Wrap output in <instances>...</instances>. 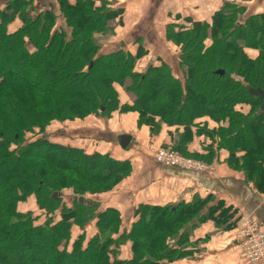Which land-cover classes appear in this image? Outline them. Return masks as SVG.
<instances>
[{"label":"trees","instance_id":"obj_1","mask_svg":"<svg viewBox=\"0 0 264 264\" xmlns=\"http://www.w3.org/2000/svg\"><path fill=\"white\" fill-rule=\"evenodd\" d=\"M32 2L9 0L0 9V264H179L192 230L208 219L228 225L231 204L209 205L211 195L139 203L123 228L117 208H101L86 195L112 191L130 175L131 162L52 140L45 129L55 121L134 112L137 128L152 136L163 125L175 127L170 143L157 147L209 165L223 151L227 166L264 192L263 100L247 89H264V13L244 17V6L225 2L209 21L168 24L166 38L179 47L177 68L159 58L139 69L147 54L142 45L135 53L120 44L103 52L95 40L113 30L116 18L121 24V7L113 9L109 0H57L64 23L56 27V11L34 15ZM15 19L21 24L9 31ZM118 88L131 103L120 104ZM196 137H202L200 150H190ZM64 191L74 195L73 206L62 207L56 219ZM28 201L48 213L42 223L33 208H23ZM92 220L90 236L72 238L73 226L85 230Z\"/></svg>","mask_w":264,"mask_h":264},{"label":"crops","instance_id":"obj_2","mask_svg":"<svg viewBox=\"0 0 264 264\" xmlns=\"http://www.w3.org/2000/svg\"><path fill=\"white\" fill-rule=\"evenodd\" d=\"M7 1L9 0H0V9ZM32 1L34 15L40 10L49 9H41L43 0ZM45 2L56 10V27L63 25L57 0ZM69 2L74 3V0ZM225 2L244 6V17L264 13V0H114L115 6L123 9L122 22L115 28L114 35L107 38V47L100 51H112L122 42L124 49L135 53L138 46L142 45L147 54L139 59L137 68L144 69L148 65L157 64L159 58L177 68L179 47L167 40V25H186L188 18L209 21ZM20 24V20L15 19L8 25V30L13 31ZM180 73L179 71L178 75L181 77ZM118 91L120 104L131 103L132 96L129 93L121 88ZM136 118L134 112H113L109 118L90 117L87 121H73L71 126L64 128L65 131H69V128L78 130L68 134L70 137L63 136V139L56 141L89 151L109 153L131 162L132 171L128 177L112 191L96 195L102 203L101 208H117L127 224L133 220L132 212L139 203L165 205L188 202L196 195L202 198L211 195L214 200L209 205L218 200L226 205L231 204L235 215L229 224L235 220L234 225L220 226L210 219L197 225L192 230L186 247L189 251L187 257L180 260L179 264H243L235 237L242 218L247 215L264 225V192H258L252 183L246 182L242 171L229 168L224 162L226 153L223 151L219 153L218 161L208 164L212 167L210 172L156 163L149 148L169 144L168 131H174L175 127L163 125L161 132L152 136L147 127L137 128ZM120 134L131 135V140L124 149L118 143ZM201 141L202 137H196L190 150H200ZM257 264H264V259Z\"/></svg>","mask_w":264,"mask_h":264},{"label":"built area","instance_id":"obj_3","mask_svg":"<svg viewBox=\"0 0 264 264\" xmlns=\"http://www.w3.org/2000/svg\"><path fill=\"white\" fill-rule=\"evenodd\" d=\"M154 161L164 166H177L195 171L210 172L208 164L182 155L173 149L150 147ZM235 240L239 246V258L243 264H257L264 259V225L250 216L242 218Z\"/></svg>","mask_w":264,"mask_h":264},{"label":"rangeland","instance_id":"obj_4","mask_svg":"<svg viewBox=\"0 0 264 264\" xmlns=\"http://www.w3.org/2000/svg\"><path fill=\"white\" fill-rule=\"evenodd\" d=\"M112 2H111V4H112V8L113 9H117V6H115V4H114V0H111ZM114 4V5H113ZM41 9H45V8H49V9H54L53 7H49V5L45 2V0H43V2H42V5H41ZM55 10V9H54ZM56 11V10H55ZM119 19L118 18H116V20L114 21V24H111L110 25V28H111V26H112V28H113V30L111 31V32H109V33H105V34H100V33H97V34H95V40L97 41V43L99 44V46L101 47V49H105V47H107V43H105L106 42V40H107V38L109 37V36H112V35H114V30H115V28L118 26V25H120L119 23H117V21H118ZM114 44H116V42L114 43ZM15 71H13V73L14 74H16V76H18L19 74H20V76L21 75H23L22 73H21V71H19L18 69H14ZM23 71V70H22ZM18 74V75H17ZM13 75V74H12ZM12 75H11V77H12ZM15 77V76H14ZM71 124H72V122H57V121H55V122H51L47 127H46V131H45V135H46V137H49L50 139H52V140H61V139H63V136H68V137H70V135H68V134H70L71 132H73L74 130H78V128H69L68 130L69 131H65V127L66 126H71ZM87 131V130H86ZM121 135V134H120ZM119 137V136H118ZM25 138H27V139H33V137L32 136H30V135H25ZM118 143H119V138H118ZM13 146H15V145H13ZM160 146V145H159ZM161 146H163V145H161ZM156 148H159V147H156ZM151 155V154H150ZM152 156V155H151ZM185 156V155H184ZM187 157H190V156H186V158ZM190 158H193V157H190ZM193 159H195V158H193ZM195 160H198V161H202V162H204L203 160H199V159H195ZM204 163H206V162H204ZM206 164H208V163H206ZM98 195V194H97ZM97 200V197H96V195H86V201L87 202H92V203H94L95 201ZM73 201H74V195L73 194H71V193H69V192H67V191H64V192H62V196H60V199H59V201H58V207L56 208V210H55V218L57 219L58 217H59V213H60V211H61V208L62 207H64V208H71L72 206H73ZM33 202H25V203H23V208L25 209V210H31V208H33L32 210H33V215L36 217V218H38L39 217V220L37 221V223H42L44 220H45V215L46 214H48L47 212L45 213V214H43L42 212H41V210H39L37 207H33ZM90 205H92V204H90ZM134 212L135 211H133L132 212V218H133V214H134ZM54 214V213H53ZM121 214V213H120ZM121 218H123V216H122V214H121ZM92 222H93V220L92 221H90L86 226V228H85V230H78V227H72V238H76L77 236H79L80 234H83V232L86 234V236H90L91 235V233H93L94 232V227H93V225H92ZM130 223V222H129ZM122 225H123V228H127V229H129V227H128V225L129 224H127V221L124 219H122ZM87 233H89V234H87ZM122 254L124 255V256H126V255H129L130 254V251H129V245H127V246H125L123 249H122ZM15 261L16 260H9V263L10 264H15Z\"/></svg>","mask_w":264,"mask_h":264},{"label":"water","instance_id":"obj_5","mask_svg":"<svg viewBox=\"0 0 264 264\" xmlns=\"http://www.w3.org/2000/svg\"><path fill=\"white\" fill-rule=\"evenodd\" d=\"M121 47L124 46V43L121 42L120 44ZM91 65V63H90ZM223 71H221L222 73ZM247 89L249 91V93L251 95H254V96H257L258 98H260L261 100H263L258 108V111L260 113H263L264 112V89L260 88V87H256V88H253L251 86H247ZM119 145L122 149L126 148L127 145L129 144L130 140H131V135L130 134H121L119 135ZM53 198H56L58 196V193L57 192H54V194L52 195ZM79 201L80 202H83V197H79Z\"/></svg>","mask_w":264,"mask_h":264}]
</instances>
